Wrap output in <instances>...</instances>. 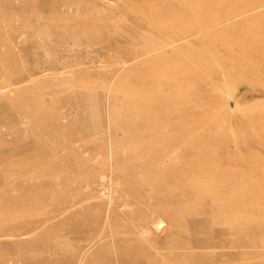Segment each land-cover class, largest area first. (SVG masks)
<instances>
[{"label": "rangeland", "instance_id": "374dc122", "mask_svg": "<svg viewBox=\"0 0 264 264\" xmlns=\"http://www.w3.org/2000/svg\"><path fill=\"white\" fill-rule=\"evenodd\" d=\"M0 264H264V0H0Z\"/></svg>", "mask_w": 264, "mask_h": 264}, {"label": "bare ground", "instance_id": "6f19581e", "mask_svg": "<svg viewBox=\"0 0 264 264\" xmlns=\"http://www.w3.org/2000/svg\"><path fill=\"white\" fill-rule=\"evenodd\" d=\"M225 13V12H224ZM225 15V14H224ZM232 19V18H231ZM234 21L233 22H231V23H228V24H225L224 26H221V27H208V28H203V29H201V30H199V31H197L196 32V35L195 34H193V35H195L196 36V38L197 37H199L200 35V37H208L209 35H217V34H221V33H224L225 31H227L228 29H230L232 26H235L237 23H239V21L237 20V19H233ZM226 21H228V20H224V22H226ZM236 21H238V22H236ZM205 34V35H204ZM189 37V36H188ZM187 38V36H180L179 37V39L178 40H175L176 42H181V41H183L184 42V40ZM247 41H246V43H236L235 41V43L233 42V40L232 39H229V41H227L228 42V44L235 50V52L236 53H238V54H243L245 57H247L248 59L250 58V54L246 51V50H243L242 48L245 46V47H247V44H248V42L249 41H253V38H247L246 39ZM186 41H188V39L186 40ZM190 41V40H189ZM188 41V42H189ZM173 42V41H172ZM172 42H169L168 44H167V46L170 44V43H172ZM182 42V43H183ZM244 42V41H243ZM191 43V42H190ZM236 44V45H235ZM239 47V49H237ZM250 61H251V59H250ZM258 71V69H255V70H252V73L253 74H257L256 72ZM224 73V72H223ZM224 74H226V73H224ZM232 86V85H231ZM234 87V86H233ZM128 204V203H127ZM124 207H127V206H125V203H124ZM162 221H165V220H162L161 219V221L160 222H158V223H156V227L158 228L159 226H161L160 224L162 223ZM155 223V222H154ZM165 223V222H164ZM164 223H162V224H164ZM148 227V228H147ZM146 228H144V230H145V232H148V231H150L152 228L150 227V226H147ZM143 228V227H142ZM149 233H151V231L149 232ZM141 235H142V232H141ZM146 238V237H145ZM144 238V239H145Z\"/></svg>", "mask_w": 264, "mask_h": 264}]
</instances>
